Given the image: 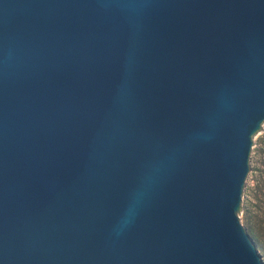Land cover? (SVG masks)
Here are the masks:
<instances>
[{"label":"water","instance_id":"obj_1","mask_svg":"<svg viewBox=\"0 0 264 264\" xmlns=\"http://www.w3.org/2000/svg\"><path fill=\"white\" fill-rule=\"evenodd\" d=\"M263 127L264 0H0V264H264Z\"/></svg>","mask_w":264,"mask_h":264},{"label":"rangeland","instance_id":"obj_2","mask_svg":"<svg viewBox=\"0 0 264 264\" xmlns=\"http://www.w3.org/2000/svg\"><path fill=\"white\" fill-rule=\"evenodd\" d=\"M252 169L254 172V177L252 178L251 182L246 188V194H245V200H244V206H243V212L241 218L242 225L247 229L249 233L250 231L246 219L248 212L252 211L251 205L257 201L255 197L260 199L264 198V184L262 183L263 180L262 178H264V127L261 129V131L255 138ZM260 249L264 260V250L261 248V246Z\"/></svg>","mask_w":264,"mask_h":264},{"label":"trees","instance_id":"obj_3","mask_svg":"<svg viewBox=\"0 0 264 264\" xmlns=\"http://www.w3.org/2000/svg\"><path fill=\"white\" fill-rule=\"evenodd\" d=\"M264 184V178H262ZM257 201L253 203L252 211L248 212L247 222L251 235L257 240L261 248L264 250V198H256Z\"/></svg>","mask_w":264,"mask_h":264}]
</instances>
